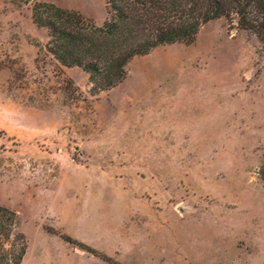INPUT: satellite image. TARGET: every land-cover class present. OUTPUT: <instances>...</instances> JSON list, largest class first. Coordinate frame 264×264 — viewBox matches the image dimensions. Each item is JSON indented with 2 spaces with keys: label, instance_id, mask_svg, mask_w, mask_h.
<instances>
[{
  "label": "rangeland",
  "instance_id": "374dc122",
  "mask_svg": "<svg viewBox=\"0 0 264 264\" xmlns=\"http://www.w3.org/2000/svg\"><path fill=\"white\" fill-rule=\"evenodd\" d=\"M36 3L107 19L105 0H0V205L21 264H264L256 37L212 20L94 92L46 51Z\"/></svg>",
  "mask_w": 264,
  "mask_h": 264
},
{
  "label": "trees",
  "instance_id": "16d2710c",
  "mask_svg": "<svg viewBox=\"0 0 264 264\" xmlns=\"http://www.w3.org/2000/svg\"><path fill=\"white\" fill-rule=\"evenodd\" d=\"M105 4L107 19L101 26L50 3H36L31 12L34 25L47 31L46 51L61 66L82 70L94 92L120 84L132 59L160 46L189 45L201 26L220 18L255 36L264 55V0H105ZM17 227L16 213L0 205V264H21L26 254L27 240Z\"/></svg>",
  "mask_w": 264,
  "mask_h": 264
}]
</instances>
